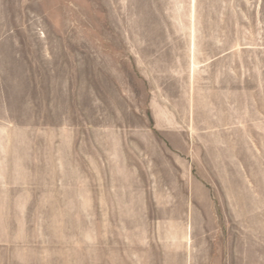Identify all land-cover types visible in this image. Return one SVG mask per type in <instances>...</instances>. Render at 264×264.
Listing matches in <instances>:
<instances>
[{
	"label": "rangeland",
	"instance_id": "1",
	"mask_svg": "<svg viewBox=\"0 0 264 264\" xmlns=\"http://www.w3.org/2000/svg\"><path fill=\"white\" fill-rule=\"evenodd\" d=\"M0 264H264V0H0Z\"/></svg>",
	"mask_w": 264,
	"mask_h": 264
}]
</instances>
